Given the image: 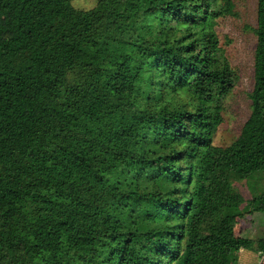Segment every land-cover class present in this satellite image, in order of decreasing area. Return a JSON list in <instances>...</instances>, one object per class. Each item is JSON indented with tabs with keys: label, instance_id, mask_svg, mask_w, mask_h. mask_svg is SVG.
<instances>
[{
	"label": "trees",
	"instance_id": "obj_1",
	"mask_svg": "<svg viewBox=\"0 0 264 264\" xmlns=\"http://www.w3.org/2000/svg\"><path fill=\"white\" fill-rule=\"evenodd\" d=\"M0 0V264H234L264 257L203 220L261 185L264 0L249 114L212 144L236 76L216 36L233 0ZM254 244L255 250L252 246Z\"/></svg>",
	"mask_w": 264,
	"mask_h": 264
},
{
	"label": "rangeland",
	"instance_id": "obj_2",
	"mask_svg": "<svg viewBox=\"0 0 264 264\" xmlns=\"http://www.w3.org/2000/svg\"><path fill=\"white\" fill-rule=\"evenodd\" d=\"M94 0H71V6L78 10H88ZM235 17L217 20L215 32L221 49L236 76L234 88L221 100V124L212 137V144L226 147L239 134L240 128L249 114L248 93L252 88V54L255 37L256 0H233ZM255 176L233 182V190L242 202L237 206L228 205L203 220V224L214 226L218 235L250 239L264 226V208L251 211L246 205L261 182ZM255 250L254 244L252 246ZM234 264H264V257L258 258L254 251L240 250L234 255Z\"/></svg>",
	"mask_w": 264,
	"mask_h": 264
}]
</instances>
